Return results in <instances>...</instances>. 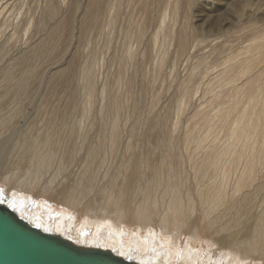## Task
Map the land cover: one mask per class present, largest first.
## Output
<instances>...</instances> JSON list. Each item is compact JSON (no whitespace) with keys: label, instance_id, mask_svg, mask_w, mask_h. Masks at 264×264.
Wrapping results in <instances>:
<instances>
[{"label":"bare ground","instance_id":"obj_1","mask_svg":"<svg viewBox=\"0 0 264 264\" xmlns=\"http://www.w3.org/2000/svg\"><path fill=\"white\" fill-rule=\"evenodd\" d=\"M177 1L173 5V13L179 16L181 14V3ZM48 2L44 15L42 13V18L37 22L39 26V28L37 27L39 34H37L40 35V32H45L44 35H40L39 41L32 44L26 51H20V48L17 47L16 49L19 48L17 52L20 53L11 56L7 60V63L0 67V157L2 156L1 152L7 150L6 147L11 144V141L15 137L13 130L16 131L14 129L16 118L23 116L22 111L24 112V109L21 105H17L16 102L19 104L35 102V97L33 98V95H35L34 91L39 93L37 88L43 84V81L39 79L43 72V66L40 65L41 58H45L46 60L48 58L47 62H50L55 68L52 78L49 79L47 77L49 80L46 81V84H49L50 92L56 94L59 101L63 100L65 102V106L54 105L47 106V109L44 107V109L42 106L44 104L39 102V106H37L38 112L43 108L49 114V117L46 119L41 118L40 129L31 120L33 119L32 116H23L29 125L25 128V142H21V145H19L20 143L15 144V146H19L17 154L19 160L15 166L22 169L23 165H28L29 170L25 171V175L22 177L18 171L11 174H20L19 176L9 175L7 171L6 176V172L2 174L0 171L2 176L0 180L7 187L16 184L15 187L19 191L24 190L30 193L35 191L37 196L49 195L56 200L62 201L64 204L78 207L82 213L86 214V217L82 221L77 219L78 223L75 227V224L72 222L74 220L72 213L63 212L56 215L52 207L49 208L41 204L36 205L25 193L21 191V193H18L17 190L11 192L8 188L6 191L10 200L9 202H4L5 205L10 207L15 213L17 212L33 226H38L45 232L57 233L67 239H71L80 246L108 248L115 254L123 255L141 264H198L197 262H200V264H210V258L214 261L212 255L204 259V256L203 258L201 255L194 253L195 249L192 248V245L186 243V240L181 241L180 235L182 232H187L191 234V240H194L210 232L216 235L222 231L228 232L220 238L216 237V244L219 247H223L224 245L229 246L234 251V254L228 253V257L226 256L225 258L226 260L223 258L225 257L224 255L221 256V259L215 264H224L223 262L225 264H264V221H261L260 217H258L254 225L247 224L240 227L241 224L237 221L232 223L221 222L222 218L219 214L221 207L232 203L231 208L234 210V213L238 217H242L241 211H244L250 203V200H244L247 196L246 194L243 195L244 191L255 183L254 181L259 169L264 164V48L258 45L259 41H262L264 45V32L260 34V37L251 42L249 46L243 48L238 55L229 57L224 62V67L220 68L216 74L209 78L202 89L203 96L200 97L205 100L203 99V102H201L202 100L200 99V104H197L195 113L189 116L192 118L187 132L189 134V153L193 149L200 155L197 161H195L198 164L197 170H201V172L211 170L216 175V179L209 188L202 190L204 192L199 191L203 203H193L194 201L190 197H188L189 203L186 204L183 201L181 197V176L178 171L180 160L177 150L172 144H168L165 147L167 140L163 139L162 142L159 140L160 143H158L156 140L158 138H156V145L150 144L152 140L150 138L151 140L147 141L149 148L154 146V150L161 148V151H168L166 155H163V159L159 164V166L170 168L167 185L171 189L164 193V205H159L156 197L152 196L149 189L145 186L146 183L150 184V182L139 174L141 167L152 172L153 168L148 160V157L152 153H147V158L145 159H140L137 156L133 160L126 161L120 167L119 180L112 181L109 184L103 191L99 203L94 201V204H91L86 201V198L94 188V183L97 179V177H94L95 170L85 168L80 175L81 180L79 183L87 184L75 186L73 183L71 184L72 189L69 186H63L64 184H60V181L55 178H59L58 176H61L64 172V165L61 162L64 164L67 161L73 163L82 159V154L78 152L79 148L75 147V143L84 136V130L88 129L86 121L90 117H93V119L90 118L92 121H95V117H97L96 120L101 123L105 122V118L109 115L112 116V119L109 123L110 133L107 140H102L97 147H93L90 144L86 147V150L94 154L115 153V147L120 142L119 133L121 131L120 118H118L117 114L121 108L118 95L121 90H126L127 87L130 91L135 89V77L133 75V77H129L125 73L127 65L122 63L124 62L123 59L131 60L130 58L134 55L133 49L129 48V57L122 58L120 61L115 88H112L113 86L110 87V84H106L107 87L104 85V89L97 88V84H95L96 67L88 64L86 60H82L80 69L75 67L77 61L70 60L69 57L64 61L67 66L66 69L61 66L63 64L61 54L56 51L57 45L55 43L57 44L59 41L57 38L61 34L60 28L64 22L63 18L61 19L62 21H59L58 9L60 10V8L54 6V0H48ZM61 2L62 5L60 7L63 9L66 0H61ZM104 2V0H93L84 6L83 12L82 8H80V17L78 18L77 16L76 22L80 26L81 34L83 30H87L89 25L90 30L95 28L96 26L93 27V25L97 22L99 23V21L105 22L102 25L103 30L107 31L112 28L119 16L120 0H108L107 3ZM191 2L192 0H189V4ZM72 3L74 5L75 2H71L68 5V7L71 6L69 9L67 7L69 12L74 9L75 5L72 7ZM77 5L80 4L78 3ZM78 8L79 6L77 10ZM3 12L8 13L9 11L5 10ZM70 13L65 14L66 16L63 15L64 19L69 20L67 15L70 16ZM187 18L189 20V16ZM54 20L57 22L54 23ZM186 21L182 24L185 25ZM21 22L19 21L18 23ZM60 22L62 23L61 26H59ZM190 22L191 19L189 20V24H191ZM176 23L175 20L170 19L168 14L164 13L158 24L157 32L151 38L155 48L154 65H156L160 72L164 69V64L167 61L169 43L174 44L177 42L178 53L182 54L185 48H187L185 47L186 43H188L187 41L190 40L184 29H179L177 32L175 31L177 29L172 28ZM10 24L13 23L11 22ZM14 25V31L8 27L9 25L7 26L12 31L11 38H14L13 35L16 36V26H20L19 24ZM1 30V34L3 31H6ZM4 32L3 34H5ZM33 35L35 36V33ZM137 35L136 33L128 35L130 47L133 44V39L137 38L139 42L142 41V32H139ZM11 42L13 43L14 39ZM157 43L161 45V48L155 46ZM205 43L202 44L206 47L209 42ZM197 45L199 46V42ZM3 46L0 49L4 50ZM7 49L9 50V48ZM213 50L215 49L213 48ZM213 54H215L214 51ZM55 57L56 60L53 62V58ZM84 57V52H82L78 58V62L84 59ZM199 61L198 67L194 66L197 70L188 73L187 78L184 80L185 98L179 107L180 110H186L188 106H193L190 105L192 99L188 96L190 88L195 87L194 84V87H190V85L192 86L191 83H194L191 79L195 77L194 75L198 77L196 73L200 71V65L205 61V57H202ZM206 68L203 70H207ZM160 72H156L155 75L160 74ZM80 75L81 78L78 81ZM97 96L102 97V101L96 107L97 101H95V98ZM77 97L79 99L82 98V117L79 120L72 119L73 121H71L66 119L65 116L70 117L73 112L75 113L73 107L75 108L74 102ZM39 98L40 101L44 100L41 94ZM7 104L11 110L5 113V106ZM12 104L15 105L12 106ZM38 112L36 117L40 116ZM65 128L67 129V136L60 135V132L65 131ZM35 129L38 130L35 131ZM21 131L20 129V133H22ZM17 134H19L18 131ZM129 146L130 144L127 147V151L130 148ZM79 147L81 150L83 149V146ZM61 150L64 151V157L58 159L57 153L59 154ZM3 156L5 155L3 154ZM57 161L59 163L57 169L53 170L57 171L55 176H52L53 179H49L47 182L42 180L43 184L40 183L39 180L44 176L41 175L43 174V170L52 165V162L56 166ZM230 178L232 179L233 191L236 197H238V201L223 200V187ZM55 180H57V184L61 185L60 188L54 186ZM160 182L161 177L154 180L155 184ZM137 194L140 195V200L132 205L131 200ZM2 197L3 189L0 188V200L3 201ZM195 214L196 216L194 217ZM129 223L139 225L137 233L134 232L136 229L128 228ZM73 227L74 229L71 232ZM154 228H159L162 236L161 234H157ZM140 231L144 234H141ZM230 232L232 234H228ZM248 260L252 262H246Z\"/></svg>","mask_w":264,"mask_h":264},{"label":"rangeland","instance_id":"obj_2","mask_svg":"<svg viewBox=\"0 0 264 264\" xmlns=\"http://www.w3.org/2000/svg\"><path fill=\"white\" fill-rule=\"evenodd\" d=\"M5 1L7 0H0V26H2L0 27V30H6L5 32L3 31L6 35L3 34V32L2 35V30L0 31V35H2L0 37L5 43L4 47L3 41L0 42V45L3 43L1 46L4 48V50L0 49V56H2L0 58V67L6 64L7 60H9L11 56L19 54L20 52H17L19 51V48L20 51H26L32 44L38 42L42 35H44L45 32H40L41 36L38 35L39 26L37 22L44 15L47 9L46 4L49 3L48 0H8L6 3ZM12 1L15 3L13 4ZM91 1L93 0H66L64 3L65 7L62 9L60 7L62 5L61 0H54V6L60 8V10L58 9L59 21L63 20L64 22L62 26V23L60 22L59 26L63 29V26L65 25L63 30L60 28L61 34L57 38L59 41L57 44L55 43V45H57L56 51L61 54L60 56L63 63L61 66L66 69L67 66L64 61L69 57L70 60L73 59L74 61H77L75 67L80 69L82 60H86L88 64L96 67L95 84H97V88L104 89V85L106 84H110V87L113 86L112 88H115L117 85L116 78L120 68V61L122 58L129 57V51L130 49H133L134 55L130 58L131 60L123 59L124 62L122 63L127 65H125V73L128 74L129 77L132 75L135 77V89L130 91L127 87L126 90H121L118 95L121 108L119 110L120 112L118 111L117 114L118 118H120L119 124L121 131L119 133L120 142L115 147V153L94 154L86 150V147L90 144H92L93 147H97L100 145L102 140H107L109 136L108 134L110 133L109 123L112 119V116L109 115L105 118L106 121L101 123L96 120L97 117H95V121H92L91 119H93V117H90L91 119L89 118V120L86 121L87 126H85L88 127V129L84 130L85 137L82 136L75 143V147L79 148L78 152L82 154V159L74 161L73 163L70 161H67L65 164L61 162L64 165V172L61 175L62 177L58 176L59 178L56 177L55 179L60 181V184H64L63 186H69V188H71V184L73 183L75 186L78 184H87L79 183L81 180L80 175L85 168L95 170L96 173L94 177H97V179L95 180L94 188L86 198V201L91 204H94V201L99 203L103 191L109 186V184L112 181L119 180V174L121 172L120 167L123 166L126 161L133 160L137 156L140 159H145L147 158V153H152L151 156L148 157V160L153 168L152 172L148 171L144 167H141L139 174L150 182V184L146 183L145 186L149 189L152 196L156 197L159 205H164V193L171 189L167 185V177L170 168L166 166H159V164L163 159V155H166L168 151H161V148L154 150V146H151L150 148L147 146L148 140L152 139L150 144L156 145L157 141L160 143L163 139L165 141L167 140L165 147H167L168 144H172L179 154L178 158L180 160V168L178 171L181 176V197L183 201H185L186 204L189 203L188 197H190L193 199V203H203L201 200L202 196L199 191L204 192L202 190L209 188L212 185V182L216 179V175L211 170L203 172H201V170H197L198 164H196L195 161H197L200 155H198L191 147L189 148L192 149L193 152L191 153V150L189 153V134L187 132L188 126L192 120L189 116H192V113H195L196 107L198 106L197 104H200L199 102L201 100V102H203L204 98L202 99L200 97L203 96L202 89L204 88V84L208 82L209 78L216 74L220 68L224 67V62L229 57L238 55L243 48L249 46L251 42L260 37V34L264 32V0H192L190 4L189 0H178L177 2L181 3V14L179 16H176L175 13H173V5L176 0H120L119 16L110 30H103L102 25L105 22L99 21V23L97 22L95 23L96 25H93V27L96 26L95 28L90 30L89 25L87 30H83L84 33L82 32L81 34L80 26L76 22L77 16L78 18L80 17V8H82L83 12L84 6ZM104 1L107 3L108 0ZM71 2H75V6L72 3V7L74 6V9H72L73 11L71 10L72 12L70 11V13L68 9L71 6L68 7V5H70ZM78 3L80 5H77ZM78 6L79 8L77 10ZM5 10L9 12H3ZM42 13L43 15L41 16ZM67 13H70V16L67 15L69 20L64 19L63 17V15L66 16L65 14ZM164 13L168 14L170 19L177 22L174 26H172V28L174 27L177 29L175 30L177 32L179 29H184L188 39L190 40L187 41L189 44L186 43L185 47L187 48H185L182 54L178 53L179 48L177 42V45L176 43H169L168 56H170H167V61L164 64L165 67L160 72L156 65H154L155 48L151 38L157 32L156 30L159 27L158 24ZM188 16L189 20L191 19V24H189V20H187ZM4 17L7 18L5 19ZM20 19L23 21L21 22ZM56 20H54V23L57 22ZM183 20H187L186 24H188L187 26L189 27H187L186 24H182L184 22ZM19 21L21 23H18ZM11 22L13 24H10ZM16 23L20 26H16ZM13 25L16 26L17 30L15 33L18 37L13 35L14 38H11L12 36L10 35H12V31L10 28L14 31ZM7 26L10 27V30ZM139 32H142V41L139 42L137 38H135L132 40L133 44L130 47L128 35L131 33H136L137 35ZM33 33H35L36 37ZM4 36L5 38H3ZM15 38H18L21 41L17 39L15 40ZM10 39L11 41L14 39V42L12 43L9 41ZM198 42L199 46L197 45ZM205 42H209L207 43V48L205 47ZM202 43H205V45ZM159 45L160 44L157 43L155 46L161 48V45L160 47ZM258 45L261 48H264L262 41H259ZM17 47L19 48L16 49ZM7 48H9V50ZM213 48L215 50H213ZM217 49H219L218 52H216ZM210 50H213L215 54H213V51ZM82 52H84L85 57L78 62V58ZM202 57H205V61L201 63L200 68L203 70L207 67V70L202 71L199 69L201 72L199 71L196 73L198 77L194 75L196 79L195 77L191 79L194 83L192 82V86L190 85V87H195L190 88L192 90H190L192 95L188 93V96L192 99V103L190 105L193 106H188V108L184 106L187 111L183 109V107H181L183 110H180L179 107L185 98L184 80L187 78L188 73H191V71L195 72L197 70L194 66L198 67V63L200 62L199 60ZM55 60L56 57L53 58V62H55ZM40 61V65L43 66V69L41 67L43 72L41 74V78L39 79L43 81V84L39 85L37 88L39 93L34 91L35 95H33V98L35 97V102L33 101L31 103L19 104L14 101L17 105H21L24 109V112L22 111L24 117H33L31 120H33V123L37 128H39L41 124L40 122L42 121V117L45 119L49 117L47 111L44 110L47 106H65V102H63V100L59 101L57 98L58 96L50 92L49 84H46V81L52 78L55 68L50 62H47L48 58L47 60L45 58H41ZM156 72H160V74L155 75ZM47 77H49V79ZM80 78L81 75L78 77V81H80ZM40 94L44 99L43 101H40ZM193 95H195V97H193ZM37 100L38 103L36 104ZM81 100L82 98H75V108L73 107V109H75L76 115L73 112L70 117L65 116L66 119L73 121L79 120L80 117H82ZM95 101H97V107L98 103L102 101V97L100 98L97 96ZM39 102H42L44 104L42 106L45 108H41V111L38 112L37 106H39ZM14 105L15 104H12V106ZM10 110L11 109L7 104L4 112L7 113L10 112ZM37 112L38 115H40L38 117H36ZM23 116L18 117L15 120L14 129H16V131L13 130V133L16 138L14 137L11 144L6 147V151L1 152L0 171L2 174L7 171L9 175H12L15 171H18L22 177L25 175L24 172L29 170L28 165H23L22 169L15 166L19 160L17 155L19 146H15V144L20 143L19 145H21V142H25V128L29 125V123L24 120ZM20 129L22 130V133L24 131L23 135H21L22 133H20ZM36 130L38 129H35V131ZM64 130L66 132H60V135L67 134V129L65 128ZM17 131L19 134H17ZM159 140L161 141L159 142ZM129 144L130 148L127 151ZM79 146H83V149L81 150ZM63 153V150H61L59 154L57 153V158L60 159V157H64ZM3 154L5 156H3ZM58 163L59 161H57L55 166L52 162V165L43 170V174L41 175L44 176H41L42 179L39 180L40 183H42V180L47 182L49 179H53L57 172L53 170L57 169ZM1 173L0 179L2 178ZM20 174L15 173L17 176ZM160 177L161 182L155 184L154 180ZM61 178L66 181H62ZM57 180H55L54 186L60 188L61 185L57 184ZM217 180L220 181L219 178H217ZM0 182H2V180H0ZM254 182L255 183L249 189L244 191L243 195H247L244 200H250V203L244 211H241L242 217H238L234 213V210L231 208L232 203H229L226 206L221 207L219 210V214L222 218L221 222L232 223L237 221L238 223L240 222V227H242L247 224L254 225L255 220L258 217H260L261 221H264V164L260 167ZM12 185L15 187L16 184ZM12 185L7 187L5 183H0V188L3 189V201L9 202L10 200L6 191L7 188L10 189L11 192L17 190L18 193L20 191L25 193L34 201L36 205L41 204L48 206L49 208L52 207L56 215L63 212L72 213L74 220L76 218L75 221H72L75 224V227L77 226L78 220H85L86 214L82 213L78 207L64 204L62 201L56 200L49 195L37 196L35 191L31 193L24 190L19 191L18 188H14ZM233 187L232 179L230 178L227 184L223 187L224 201H238V197L234 194ZM139 200L140 195L137 194L131 200V204L133 205ZM195 216L196 214L194 217ZM128 228L136 229L134 232L137 233L139 225L129 223ZM73 229L74 227L71 229V232ZM154 229L157 234H161V232H159V228ZM227 232L228 231H222L216 235L215 233L210 232L208 234L201 235L200 238H198L199 240H191V234L182 232L180 239L181 241L186 240V243H190L192 248L196 250H194V253L201 255V257L204 256V259L212 255L214 261L210 258L209 262L210 264H215L221 259V256L224 255L225 257L223 258L226 260L225 258L226 256L228 257V253L234 254V251L232 248H229V246L224 245L223 247H219V245L215 242L216 237L220 238ZM141 234L144 233L141 232ZM228 234H232V232ZM167 236L171 237L169 235ZM246 262L251 263L252 261L248 260ZM197 263L200 264V262ZM223 263L225 264V262Z\"/></svg>","mask_w":264,"mask_h":264},{"label":"water","instance_id":"obj_3","mask_svg":"<svg viewBox=\"0 0 264 264\" xmlns=\"http://www.w3.org/2000/svg\"><path fill=\"white\" fill-rule=\"evenodd\" d=\"M0 200V264H141L33 226Z\"/></svg>","mask_w":264,"mask_h":264}]
</instances>
